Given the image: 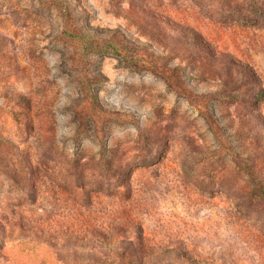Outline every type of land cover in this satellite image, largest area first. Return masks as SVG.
Wrapping results in <instances>:
<instances>
[{"label":"rangeland","instance_id":"1","mask_svg":"<svg viewBox=\"0 0 264 264\" xmlns=\"http://www.w3.org/2000/svg\"><path fill=\"white\" fill-rule=\"evenodd\" d=\"M0 264H264V0H0Z\"/></svg>","mask_w":264,"mask_h":264}]
</instances>
